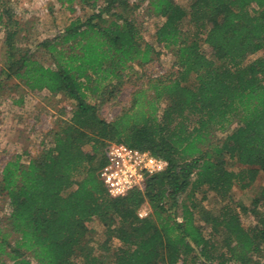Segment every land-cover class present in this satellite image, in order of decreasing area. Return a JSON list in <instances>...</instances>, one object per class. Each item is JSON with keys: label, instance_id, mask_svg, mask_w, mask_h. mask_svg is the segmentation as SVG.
<instances>
[{"label": "trees", "instance_id": "16d2710c", "mask_svg": "<svg viewBox=\"0 0 264 264\" xmlns=\"http://www.w3.org/2000/svg\"><path fill=\"white\" fill-rule=\"evenodd\" d=\"M9 1L0 0V88L16 78L29 92L62 94L71 109L35 156L15 155L1 169L8 212L0 219V264H264V179L248 205L232 197L235 186L249 188L264 172V0H189L187 7L138 0L162 19L154 43L136 20L139 2L65 0L91 13L34 49ZM155 43L172 54L176 71L134 90L106 120L100 104L133 64L153 60ZM38 50L50 64L35 57ZM111 143L167 165L112 197L100 177ZM199 190L212 191L220 206L205 209ZM242 214L254 224L245 226ZM94 218L104 236L96 246L87 226Z\"/></svg>", "mask_w": 264, "mask_h": 264}, {"label": "rangeland", "instance_id": "374dc122", "mask_svg": "<svg viewBox=\"0 0 264 264\" xmlns=\"http://www.w3.org/2000/svg\"><path fill=\"white\" fill-rule=\"evenodd\" d=\"M177 2L185 7L189 5V0ZM139 3L140 7L135 12L136 20L146 28L143 33L145 40L154 43L155 28L162 19L147 15V1ZM9 5L22 27V36L26 39L24 44L32 49L44 38L63 29L71 19L85 18L91 13L90 9L82 8L77 1L69 4L65 0H10ZM183 27L188 28L186 23ZM3 41L4 29L0 24V65L5 59ZM155 47L157 54L153 60L142 67L133 64L134 69L129 71V77L123 81L115 95L100 104L99 113L103 118L112 120L123 107L128 106L134 90L148 89L151 80L176 71L172 54L161 45L155 43ZM203 48L206 46L203 45ZM256 56H251L249 60ZM35 57L45 65L50 64L48 57L39 50L35 52ZM146 91L149 93L150 89ZM70 109L71 101L62 94H52L47 90L29 92L16 78L6 81L0 88V172L5 162L15 155L22 156L24 162L35 156L49 140L48 131L54 122L58 117H68ZM217 135L222 137L224 134L217 132ZM230 168L236 170L238 165L230 164ZM263 179L264 172H260L251 187L243 189L235 186L232 197L248 205ZM196 196L202 198L201 203L205 209L216 210L221 204V199L210 190H199ZM7 212L6 198L0 194V219ZM241 218L245 226L254 224L253 216L249 214H242ZM199 223L203 225L200 220ZM87 226L96 246L104 237L103 226L97 218L90 220ZM113 244H117V240H113Z\"/></svg>", "mask_w": 264, "mask_h": 264}, {"label": "built area", "instance_id": "2783aa9c", "mask_svg": "<svg viewBox=\"0 0 264 264\" xmlns=\"http://www.w3.org/2000/svg\"><path fill=\"white\" fill-rule=\"evenodd\" d=\"M167 165L163 158L147 150L130 147L124 143H111L107 149L106 162L100 177L112 197L122 196L133 188L140 187L145 175L162 171ZM148 208L142 207L138 215H147Z\"/></svg>", "mask_w": 264, "mask_h": 264}]
</instances>
